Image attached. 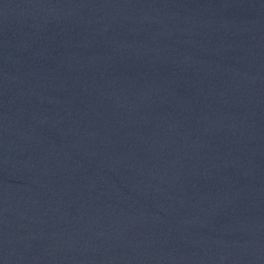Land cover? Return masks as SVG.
Here are the masks:
<instances>
[{
  "label": "water",
  "instance_id": "water-1",
  "mask_svg": "<svg viewBox=\"0 0 264 264\" xmlns=\"http://www.w3.org/2000/svg\"><path fill=\"white\" fill-rule=\"evenodd\" d=\"M0 264H264V0H0Z\"/></svg>",
  "mask_w": 264,
  "mask_h": 264
}]
</instances>
